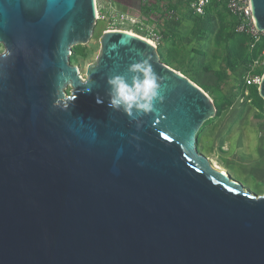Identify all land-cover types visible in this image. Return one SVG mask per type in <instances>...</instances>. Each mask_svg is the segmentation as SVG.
I'll use <instances>...</instances> for the list:
<instances>
[{"label":"water","instance_id":"water-1","mask_svg":"<svg viewBox=\"0 0 264 264\" xmlns=\"http://www.w3.org/2000/svg\"><path fill=\"white\" fill-rule=\"evenodd\" d=\"M96 21V0H0V264H264V194L198 148L214 100L127 31L83 77L71 56ZM144 60L163 99L133 118L108 79Z\"/></svg>","mask_w":264,"mask_h":264},{"label":"rangeland","instance_id":"rangeland-1","mask_svg":"<svg viewBox=\"0 0 264 264\" xmlns=\"http://www.w3.org/2000/svg\"><path fill=\"white\" fill-rule=\"evenodd\" d=\"M96 1L98 14L93 36L87 44L75 46L71 56L72 64L79 67L81 75L86 77L88 67L97 62L101 54V38L105 32L127 31L148 38L149 30L157 24V19L169 13L168 23L156 29L161 36L157 45L159 54L163 53L170 59L166 64L208 93L218 112L222 109L221 115L210 119L200 133L199 151L216 161L217 156H224L221 162L230 176L246 190L263 195L264 99L261 97L254 100L251 97L252 88L244 87L249 72L245 73L241 67L232 72L223 64L215 63L212 57L216 44L212 32L219 27L220 15L230 16L228 10L223 5L212 6L210 16L205 17L197 16L189 8L183 12L177 11V8L173 12L167 6L169 0ZM117 5H120L119 8ZM122 13L129 14L136 23L120 20ZM137 15H140V19ZM206 64L210 66L209 72L205 71ZM262 68L264 60L257 64L255 61L249 70L256 72ZM219 74L223 79H220ZM67 92H71V87ZM228 142L230 147L226 144ZM226 156H234L238 160L227 159Z\"/></svg>","mask_w":264,"mask_h":264},{"label":"clouds","instance_id":"clouds-1","mask_svg":"<svg viewBox=\"0 0 264 264\" xmlns=\"http://www.w3.org/2000/svg\"><path fill=\"white\" fill-rule=\"evenodd\" d=\"M7 48L0 44V56H7ZM129 71L136 73L129 83L124 76H112L108 79L110 85L109 106L122 110L130 117L139 114H151L160 96L161 80L154 71L150 61L144 60L129 66Z\"/></svg>","mask_w":264,"mask_h":264},{"label":"trees","instance_id":"trees-1","mask_svg":"<svg viewBox=\"0 0 264 264\" xmlns=\"http://www.w3.org/2000/svg\"><path fill=\"white\" fill-rule=\"evenodd\" d=\"M216 6H220V5L215 4L214 7ZM212 8L213 7H211V9ZM211 9L210 8L207 9L205 17L210 16ZM220 16L221 17L219 19V27L214 32H212L213 34H215V39H216V44L212 52V57L214 58L215 63L223 64L228 68V70L232 72L236 71L238 67H241L245 73L250 72L249 70L250 65L257 60H260L264 54V36L261 42L254 49H251L250 38L247 37L246 35L236 33L235 31L236 20L231 15L229 17L222 15ZM160 55L164 63H169L168 60L170 59L166 58V56H164L163 53H161ZM204 67L206 72L210 71V66L208 64H206ZM251 73L252 75L258 74L260 76H263L264 68ZM219 75H220V79H223V76L221 74ZM244 87L252 88L251 97L254 100L262 99L259 94L258 85L248 86L246 82L244 84ZM242 90H243L242 92L245 93V90L244 89ZM221 111L222 109H219L217 116L221 115ZM208 123L209 121H207L204 124L200 133ZM200 133H199V142L201 137Z\"/></svg>","mask_w":264,"mask_h":264},{"label":"built area","instance_id":"built-area-1","mask_svg":"<svg viewBox=\"0 0 264 264\" xmlns=\"http://www.w3.org/2000/svg\"><path fill=\"white\" fill-rule=\"evenodd\" d=\"M215 4L223 5L226 7L230 15L236 20L235 31L237 34L246 35L251 40V49H254L262 40L264 32L260 31L252 15L251 0H190V7L197 16H205L207 9ZM120 6V5H119ZM117 5V8H119ZM122 21L135 22L134 18L129 14L122 13L120 16ZM136 23V22H135ZM131 33V32H130ZM133 33V32H132ZM143 37V36H141ZM158 45L161 36L153 28L149 30V37H143ZM264 60L262 58L256 61V64ZM262 76L252 75L249 72L246 76L248 85H258L261 83Z\"/></svg>","mask_w":264,"mask_h":264},{"label":"crops","instance_id":"crops-1","mask_svg":"<svg viewBox=\"0 0 264 264\" xmlns=\"http://www.w3.org/2000/svg\"><path fill=\"white\" fill-rule=\"evenodd\" d=\"M117 1H127V0H117ZM128 1H138V0H128ZM140 1V0H139ZM190 1V0H189ZM189 1L188 0H169L168 1V7L169 8H171L172 10H173V12L174 11H176V9L178 8V10L177 11H184V10H186V8H189L192 12H193V10L191 9V7H190V4H189ZM176 13V12H175ZM168 14L169 13H165L164 15H162L159 19H157L158 20V22H157V24H154V26H152L151 28H153V29H157L158 28V26H160V28H161V24H163L164 25V23H168ZM132 16H135V15H133L132 14ZM138 16V18L140 19V15H137ZM166 17H167V20H165L166 19ZM182 17V16H181ZM159 28V29H160ZM248 137L247 138H249L250 136H249V134L247 135ZM227 144V146H229V142L228 143H226ZM231 145H232V143H231ZM230 147V146H229ZM226 149H228V147H226ZM227 155V154H226ZM227 157V159H234V160H238V159H236L234 156H226ZM222 158H224V156H221V155H219V156H217V161L216 160H212V159H210L211 161H212V163L214 164V163H218L219 165H220V167H222L221 169H222V171H225V172H227V173H229L228 172V170H227V168H226V166L225 165H223V163L221 162V160H222Z\"/></svg>","mask_w":264,"mask_h":264},{"label":"bare ground","instance_id":"bare-ground-1","mask_svg":"<svg viewBox=\"0 0 264 264\" xmlns=\"http://www.w3.org/2000/svg\"><path fill=\"white\" fill-rule=\"evenodd\" d=\"M97 2V1H96ZM98 14V13H97ZM146 39V38H145ZM147 41H149L148 39H146ZM150 43H152V44H154L153 42H151V41H149ZM214 167H216L217 169H219V170H222L221 168L222 167H220V165L218 164V163H214V165H213ZM225 172V171H224Z\"/></svg>","mask_w":264,"mask_h":264}]
</instances>
